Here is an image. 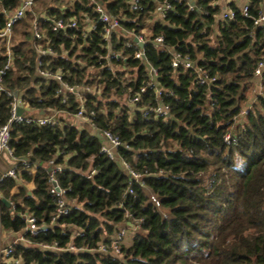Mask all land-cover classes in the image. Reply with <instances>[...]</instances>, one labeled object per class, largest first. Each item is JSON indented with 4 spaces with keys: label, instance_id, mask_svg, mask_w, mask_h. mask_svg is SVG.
Instances as JSON below:
<instances>
[{
    "label": "trees",
    "instance_id": "obj_1",
    "mask_svg": "<svg viewBox=\"0 0 264 264\" xmlns=\"http://www.w3.org/2000/svg\"><path fill=\"white\" fill-rule=\"evenodd\" d=\"M40 1L12 25V57L3 77L35 112L10 126L13 154L29 160L17 163V179L0 180V228L31 241L17 244L13 256L22 264H264V77L261 92L248 100L253 70L264 56V26L253 24L261 0H248L247 16L230 2L232 18L222 17L214 0H194L196 9L188 0H137L135 9L133 0ZM20 2L0 0V28ZM96 2L120 21L109 47L101 22L88 28L87 21L97 20ZM165 2L170 7L156 19ZM58 18H73L76 26L54 31L51 20ZM34 22L41 39L34 36ZM141 33L144 60L135 58L139 45L132 41ZM36 46L54 51L41 57L42 67L60 69L67 82L91 88L84 111L94 129L74 122L79 102L73 94L37 74ZM5 48L0 38V68ZM108 50L121 57H99ZM173 52L193 65L173 67ZM149 66L157 70L153 84ZM197 68L212 80L201 82ZM138 92L140 100L130 102ZM12 101L0 92V125L10 117ZM158 103L169 106V115L143 113ZM54 113L53 124L37 123L36 117ZM98 130L121 141L114 158L101 151ZM119 159L143 174L132 193L124 194L130 178ZM51 177L69 206L52 225L58 196L50 191ZM27 215L48 228L24 232ZM137 219L146 233L134 232L128 244L123 240L120 255L41 245L94 248L110 242L120 224Z\"/></svg>",
    "mask_w": 264,
    "mask_h": 264
},
{
    "label": "built area",
    "instance_id": "obj_2",
    "mask_svg": "<svg viewBox=\"0 0 264 264\" xmlns=\"http://www.w3.org/2000/svg\"><path fill=\"white\" fill-rule=\"evenodd\" d=\"M34 1L35 0H21L19 6L13 12L6 13V22L4 26L0 28V38H2L5 41V46H6L5 54L7 57L5 65L2 68H0V92L6 93L8 96L12 97L13 99L11 103V115L3 125H0V152H4L10 158V160H12V165L7 171L6 176H9L13 179H17V173L15 172L17 163L20 161H23V162L25 161L15 156L13 154V150L9 146L10 126L13 121H22L27 115L26 116H16L15 115L17 95H15V91L7 88L3 84V77L11 62V57H12V51L10 49V45H11L10 42H11V36H12V25L17 20L21 19L27 10H32ZM136 3H137V0L132 1L131 9H135ZM169 7L170 5L166 2L161 5V17L164 16V10ZM240 9H241V13L244 16L248 15L247 4L243 5ZM95 11L97 12V20L87 21L88 28L95 29L97 27V23L101 22L104 27L103 40L107 42V47H109V41H110L111 34L115 31L120 30L121 28L120 21L117 17L110 15L105 10V8L100 2H96ZM222 17L232 18L233 17L232 10L229 9L228 11L223 12ZM253 24L257 26L258 25L264 26V12L263 11L259 10L258 15L253 19ZM74 26H76V21L73 18H69V19L58 18V19L51 20V28L54 31H58L61 29H65L67 27H74ZM33 33L36 39L43 38V34L38 30V26L35 22L33 23ZM134 38H136V41H134ZM132 41L137 45L141 42H145L143 33L133 34ZM154 42L157 44H161L163 42L162 36H156L154 38ZM131 43H132L131 41H128L126 45L130 46ZM36 49L39 54L38 62H37V74L42 77L55 80L59 84V88H58L59 92L73 94L76 100L79 102V109L77 113L75 114V116L78 118L87 120L90 127L94 129L93 122L89 119L90 117L87 116L84 111V102H85L84 94L85 92L91 91V88L85 84L79 85V84H71L67 82L64 79L63 73L60 69L53 71V70H48L42 67L41 57L48 55V54L53 55L54 51L51 46H47V47L36 46ZM114 56L119 58L121 57V54H117L113 51L108 50V52H106L104 55H99L100 58L106 59L107 61H110ZM135 58L143 59V60L145 59L143 48L141 49L139 47V49L135 52ZM171 65L173 67H177L179 65H182L184 67H190L193 65V63L189 60L187 56H182L178 52H173ZM107 66L108 68L111 67L109 63ZM197 70L199 73L198 77L201 82H207V81L212 80L208 77V75L204 72V70H202L201 68H197ZM149 74H150L149 84H153L155 77L157 75V70L154 67L149 66ZM253 75H254V79L257 80L258 84L254 88H252V91L255 94H259L262 90L261 81L264 77V56H262L258 60L253 70ZM144 89H145L144 87H141L140 92H143ZM140 92L134 94L129 99V101L132 103L138 102L140 100V94H139ZM157 94L160 95V92L157 91ZM62 101H65V97H63ZM247 111H248V106L244 107L242 111L240 112V114L242 115L246 113ZM143 113L145 115L152 114L154 116H167L169 115V106L163 103H158L154 107H149V106L146 107L143 110ZM55 118L56 116L49 115V116H40V117H37L36 119H37V123L39 124H46V123L53 124L55 122ZM97 132H99L102 135L103 137L102 139L104 140V143L101 146V151L107 153V155L110 158H114L116 149L122 145L121 141L119 140L117 136L113 135L109 130H98ZM119 163L121 164V166L123 167V169L126 171V173L128 174L130 178L129 186L125 189L124 194L132 193L133 192L132 183L133 182L142 183L143 174L131 169L128 163L122 159H119ZM59 168H60L59 166L55 167V169H59ZM53 181L56 182V180L53 177H51V183ZM50 191L52 193H55L58 196L55 211L52 217V221L50 223V225H52L58 217L63 216L69 212V206L67 204V201L64 198L65 191L63 189L59 187V190L57 191L52 184ZM152 200L155 202L156 205H159V203L154 197H152ZM11 207L13 208L12 204H11ZM140 222L141 220L137 219L133 221L130 227H121L118 230L116 236L112 238L110 242L100 243L97 247H94V248L77 247L73 245L72 243H68L67 245L63 247L57 246L56 243L41 244V245L44 248L52 249L56 251H72V252H78V251H93L94 252L96 251V252H100L104 254L109 253L112 255H120L121 254V243L123 242L124 238L129 232L137 231L139 229ZM47 228H48L47 225L37 226L32 216L30 215L26 216V227H25L24 232H27L30 235H35L38 231L46 230ZM30 242L31 241L25 238L23 233H21L18 237L12 240V242L9 245L0 249V256L1 255L5 256V258L8 259V261L5 262L7 264H22L19 258L13 256V253L15 251L17 244H29Z\"/></svg>",
    "mask_w": 264,
    "mask_h": 264
},
{
    "label": "crops",
    "instance_id": "obj_3",
    "mask_svg": "<svg viewBox=\"0 0 264 264\" xmlns=\"http://www.w3.org/2000/svg\"><path fill=\"white\" fill-rule=\"evenodd\" d=\"M230 2L236 3V5L239 8H241L243 5L247 4L248 0H214L212 2V4H218L221 7V13H220V15H221L223 12L229 10V3ZM260 10L264 12V0H261V2H260ZM155 18L156 19H161L162 18L161 17V5L158 6L157 16L155 15ZM257 84H258L257 80L254 79L253 88ZM253 99H254V96H253ZM23 107L25 108V111H26V115L27 116L28 115L29 116L30 115H33L35 113L34 110L31 109V108H29L28 106L23 105ZM39 114H40V112H39ZM53 115L54 116H57L56 113H54ZM75 123H76V125H80L82 127H88V128H90V125H89L88 121L85 120V119H81V118L75 117ZM0 166L2 168H4V165L1 162H0ZM29 187H31V184H29ZM131 225H132V223H131ZM128 227H130V226H128ZM20 234H21L20 232L17 233V232H13V231H7V230H2L0 228V249L6 247L7 245H9L12 242V240H14ZM129 235H131V234H129ZM7 261H8V259L5 258V256H2V255L0 256V263H5Z\"/></svg>",
    "mask_w": 264,
    "mask_h": 264
},
{
    "label": "water",
    "instance_id": "obj_4",
    "mask_svg": "<svg viewBox=\"0 0 264 264\" xmlns=\"http://www.w3.org/2000/svg\"><path fill=\"white\" fill-rule=\"evenodd\" d=\"M188 1H189L190 6L192 8H194V9H196L194 0H188ZM134 41H136V38H134ZM138 45L142 49L144 47V45H145V42H141ZM15 95H17L16 91H15ZM44 113L45 112L43 110L40 111V115H43ZM15 115L16 116H26V111H25V108L23 107V102H22V99L20 97H17ZM96 135L99 138H103L102 135L99 132H96ZM21 160L28 161L29 158L27 156H24V157L21 158ZM0 162L4 165V168H2L0 166V180H1L4 176H6L7 171L11 167L12 160H10V158L4 152H0ZM48 170L50 171L51 167H49ZM52 184L55 187V189L58 191L59 190V186L57 185V183L55 181H53ZM28 193H30V192H28ZM1 201L4 202L8 207L11 206L10 202L7 201L5 198H1Z\"/></svg>",
    "mask_w": 264,
    "mask_h": 264
},
{
    "label": "rangeland",
    "instance_id": "obj_5",
    "mask_svg": "<svg viewBox=\"0 0 264 264\" xmlns=\"http://www.w3.org/2000/svg\"><path fill=\"white\" fill-rule=\"evenodd\" d=\"M41 1L44 2V4H47L48 3V0H41ZM36 8H40V4L39 3L36 4ZM255 95L256 94L251 89L250 92H249V95H248L249 103L252 101L253 96H255ZM125 100H126V97L123 96L122 99H121V101H125ZM127 101H128V98H127L126 102ZM128 226H131V222L130 221H125V222H123L122 224L119 225V227H128ZM137 231H138V233L143 234V235H145V233H146L144 230H141V229H138ZM134 232H136V231L130 232L129 234H131V235H129V234L126 235V237L124 239V244H128V242L130 241V238L132 237V235L134 234Z\"/></svg>",
    "mask_w": 264,
    "mask_h": 264
}]
</instances>
